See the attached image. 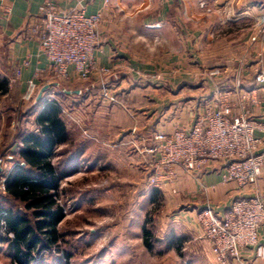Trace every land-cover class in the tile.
Returning a JSON list of instances; mask_svg holds the SVG:
<instances>
[{"label": "crops", "instance_id": "crops-1", "mask_svg": "<svg viewBox=\"0 0 264 264\" xmlns=\"http://www.w3.org/2000/svg\"><path fill=\"white\" fill-rule=\"evenodd\" d=\"M53 1L61 11L84 8L88 14L101 12L104 15L95 59L99 67L108 68L117 77L110 75L107 80L113 92L127 104L121 106L125 110L122 113L135 112L130 126L118 130V147H148L156 127L167 132L190 127L205 107L218 97L227 98L233 115L246 109L252 117L264 123V89L254 92L255 73L264 69V36L261 34L264 0H231L229 14L217 9L215 0ZM45 2L0 0V30L10 39L12 59L18 64L27 63L20 81L22 90L28 92L35 91L37 86L47 87L43 81L49 76V62L41 52L39 40L29 32L40 21ZM200 2L211 7L213 13L198 15L204 12L200 9ZM248 55L253 59L244 63ZM221 56L225 57L224 63L218 61ZM218 68L226 73L224 84L202 73ZM238 75L242 81L239 89L235 87ZM99 81L98 73L85 82L74 77L69 82L84 87L70 88L63 91L65 95L61 98L57 97L72 112L71 120L63 118L69 134L74 116L82 114L85 106L94 99L98 102ZM58 86L59 83L55 82L47 91ZM60 93L56 92V95ZM83 95L87 97L84 101L80 99ZM78 118L85 123V119ZM148 125L149 129L144 127ZM139 131L143 137L138 136ZM258 137L262 138L259 151L263 152L264 136L259 132ZM68 146L66 143L60 147ZM85 151L86 146H82L75 156H71L68 167L74 166L76 161L82 162ZM223 166L222 162L211 163L196 176L178 169L175 194L196 200V214L207 203H212L218 213L224 214L239 198L256 196L264 201V167L258 184L239 187L235 183L223 182ZM196 238L214 260L210 243L199 238L197 228ZM241 259L240 264H264V226L260 231L259 246L244 250Z\"/></svg>", "mask_w": 264, "mask_h": 264}, {"label": "rangeland", "instance_id": "rangeland-1", "mask_svg": "<svg viewBox=\"0 0 264 264\" xmlns=\"http://www.w3.org/2000/svg\"><path fill=\"white\" fill-rule=\"evenodd\" d=\"M199 6L204 12L198 15L213 13L205 2ZM251 58L248 55L243 62L248 63ZM219 59L225 62L224 56ZM21 65L12 59L10 39L0 30V79L9 80V92L0 93V203L9 200L4 185L7 174L20 163L16 155L21 134L37 130L35 118L46 102H58L61 116L71 120L72 112L64 107L60 96L70 88L84 87L49 74L43 85L50 87L57 82L59 86L37 101L38 92L45 86H37L33 92L22 90L23 71L18 74ZM215 70L202 73L210 75ZM223 72L221 76H210L224 84ZM56 92L61 93L58 96ZM83 96L82 101L87 98ZM116 97V103L100 96L98 102L94 99L85 106L82 114L74 116L75 123H70L69 146L57 149L54 161L64 176L59 200L65 207V218L59 225V248L46 253L40 264H217L208 249L196 241V200L173 193L177 191V179L173 188L151 185L152 166L158 162L150 152L152 142L146 148L118 147V130L130 126L135 112L128 110L129 115L123 114L121 106L127 104ZM144 127L149 129V125ZM141 133L138 136L143 137ZM82 146H86L82 162L68 167L69 158ZM145 229L153 234L149 240L151 248L145 244ZM5 236L0 230V264H17ZM241 258L234 264H240Z\"/></svg>", "mask_w": 264, "mask_h": 264}, {"label": "built area", "instance_id": "built-area-1", "mask_svg": "<svg viewBox=\"0 0 264 264\" xmlns=\"http://www.w3.org/2000/svg\"><path fill=\"white\" fill-rule=\"evenodd\" d=\"M111 0H106L110 2ZM217 9L225 8L229 14L231 0H215ZM121 6V3H119ZM201 7H205L202 3ZM104 21L101 12L88 14L84 8L61 11L53 0H46L40 21L29 30L39 40L41 52L49 62L48 73L62 81L74 77L89 81L95 73L100 76V96L104 101L118 102L107 78L108 68L99 67L95 52L100 46V29ZM261 34L264 36V19ZM22 63L18 74H21ZM216 69L211 76H221ZM241 75L235 87L241 88ZM264 89V69L255 73L254 92ZM258 104L256 100H253ZM264 136V123L250 115L246 109L233 115L227 98L218 97L208 104L190 127H178L167 132L156 127L150 152L158 162L151 177V185L172 187L178 169L196 176L211 163H224L221 177L225 183L239 187L258 184L264 167V151L259 147ZM156 159V160H157ZM176 193V191H173ZM199 238L207 240L217 264H234L247 248L258 247L260 231L264 226V201L259 197L239 198L230 209L218 213L207 204L195 216Z\"/></svg>", "mask_w": 264, "mask_h": 264}, {"label": "trees", "instance_id": "trees-1", "mask_svg": "<svg viewBox=\"0 0 264 264\" xmlns=\"http://www.w3.org/2000/svg\"><path fill=\"white\" fill-rule=\"evenodd\" d=\"M8 92L9 80L0 79V93ZM61 114L62 108L56 102H46L35 118L37 130L21 134L16 155L20 163L5 180L9 200L0 203V230L17 264H40L46 253L61 244L59 225L65 218V207L59 198L64 176L59 174L54 159L57 149L70 142ZM144 234L145 244L151 248L153 234L147 229Z\"/></svg>", "mask_w": 264, "mask_h": 264}, {"label": "water", "instance_id": "water-1", "mask_svg": "<svg viewBox=\"0 0 264 264\" xmlns=\"http://www.w3.org/2000/svg\"><path fill=\"white\" fill-rule=\"evenodd\" d=\"M47 89H48V87H44V88L42 89L41 93H40L39 96H38L37 101H40V100H41L43 93H44L45 91H47Z\"/></svg>", "mask_w": 264, "mask_h": 264}]
</instances>
